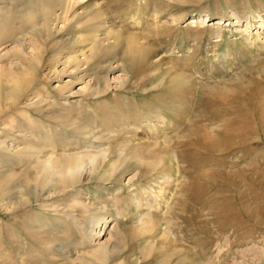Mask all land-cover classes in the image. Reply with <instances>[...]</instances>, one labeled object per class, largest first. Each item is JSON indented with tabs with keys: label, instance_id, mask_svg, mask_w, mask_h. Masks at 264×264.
Masks as SVG:
<instances>
[{
	"label": "rangeland",
	"instance_id": "1",
	"mask_svg": "<svg viewBox=\"0 0 264 264\" xmlns=\"http://www.w3.org/2000/svg\"><path fill=\"white\" fill-rule=\"evenodd\" d=\"M0 10V264H264V0ZM50 149L104 156L63 189Z\"/></svg>",
	"mask_w": 264,
	"mask_h": 264
},
{
	"label": "bare ground",
	"instance_id": "2",
	"mask_svg": "<svg viewBox=\"0 0 264 264\" xmlns=\"http://www.w3.org/2000/svg\"><path fill=\"white\" fill-rule=\"evenodd\" d=\"M41 1V3H42V6H43V10L44 11H49V9H51L52 8V6H53V4H54V2H55V0H40ZM5 9V8H4ZM3 10V9H2ZM1 11V10H0ZM4 11V10H3ZM155 12H156V9H155ZM31 15V14H30ZM30 16H28V21H29V18ZM47 16L46 17H44V19L47 21ZM236 18H237V16H236ZM6 19L5 18H3V17H1L0 18V41H1V38H2V36H3V34H4V29L6 30L7 28H5L6 26H8V24L6 25ZM190 22H193V19H191L190 20ZM189 22V23H190ZM249 23V20L247 21V24ZM263 23V21H260L259 22V25H261ZM4 36H6V35H4ZM18 38V37H17ZM256 39H259V35L257 34V36H256ZM23 40H27V38H24V39H20V40H18V39H15L14 40V46L18 49L17 50V54H19V55H21V54H23V50H24V47H25V45L26 44H24V42H23ZM259 42H261V43H263L262 41H260L259 40ZM26 43V42H25ZM2 44H5L4 42L3 43H0V47L2 46ZM264 44V43H263ZM261 46V45H260ZM263 46V45H262ZM264 47V46H263ZM260 50V49H259ZM227 56V55H226ZM215 78V77H214ZM28 80V79H27ZM17 83V82H16ZM229 85V84H228ZM219 88V87H218ZM210 89V88H209ZM251 92H252V89L251 88H247V90H245L244 92H243V94L245 95V96H247V95H251ZM223 98H225V100H226V98L227 97H230L229 95H232V93H226V94H220ZM18 97V94L16 95L15 93H13V95H12V99H16ZM222 97H220V98H222ZM232 97V96H231ZM232 98H234V97H232ZM238 102H240V101H238ZM227 103V102H226ZM228 103H237V101H233V102H228ZM0 111H1V105H0ZM257 114H256V117H255V119L257 120V123H258V125H259V127L260 128H264V115L262 114H260L261 112H259V111H257L256 112ZM191 121V120H190ZM192 122V121H191ZM225 125V124H224ZM197 127V126H196ZM196 127H194V128H196ZM198 128V127H197ZM222 129H224L223 131H224V134L226 135H224V137H227L228 136V138L229 137H231V136H234V135H242V133H244L243 132V128H242V125H241V122H240V120L238 119H236L235 121H232V122H229V124L225 127V128H222ZM200 131V130H199ZM220 133V132H219ZM211 134V133H210ZM233 134V135H232ZM217 136H219V135H217ZM214 138H218V137H216V135L215 136H213ZM221 137V136H220ZM187 138V137H186ZM206 138H208V136L206 137ZM210 138L212 139V137L210 136ZM205 139V138H204ZM203 139V140H204ZM202 140V141H203ZM210 139H208V142H210L209 141ZM213 140V139H212ZM215 141H217V140H215ZM201 142V141H200ZM214 142V141H213ZM202 143V142H201ZM211 143V142H210ZM237 143V142H236ZM211 145V144H210ZM212 146V145H211ZM5 148L7 149L8 147H6L5 146ZM51 148V147H50ZM54 148V147H53ZM52 149V148H51ZM50 149V150H51ZM53 151H55V150H53ZM53 151L51 150V152H49V156L46 158V160L45 159H43L44 160V162L46 161V166H48L49 167V164H51V167H52V172L54 173V174H56V178H58L59 180H57V181H59V183H60V188L61 187H63V189H65V188H67V187H69L70 185H69V183H71V180L72 179H75V182L77 181V180H81L80 178H81V176H83V174H87L88 175V173L90 174H92V170L95 168V166H96V164H97V160H98V158H100V156L102 155H91V153L90 152H87V154H89V155H83V156H78V155H76L77 157H73L72 156V159L70 158H67V157H70L71 155H67V157L66 156H63L64 158H65V160L67 159V161H64V163L61 161V164H60V162H58L57 164H55V162H57V161H59L58 159H57V157L56 156H54L53 154H55V153H53ZM36 154L38 153L37 151L35 152ZM38 155V154H37ZM57 155V154H56ZM103 156L104 155H102L101 156V159H103ZM60 157V156H59ZM58 157V158H59ZM61 158V157H60ZM59 158V159H60ZM85 158V159H84ZM105 158V157H104ZM62 159V158H61ZM60 159V160H61ZM98 160L99 161V163H101V161L102 160ZM86 160L88 161V163H86ZM54 161V162H53ZM63 163V164H62ZM98 163V164H99ZM43 166V165H42ZM45 166V165H44ZM43 166V167H44ZM45 166V167H46ZM53 166H54V168H53ZM43 167H42V169H43ZM48 167H46V168H48ZM51 167H50V171H49V173L51 172ZM46 168H44V169H46ZM43 169V170H44ZM11 170V169H10ZM97 170V169H96ZM45 171V170H44ZM3 173H5V172H3ZM58 176V177H57ZM51 178H52V173H50L49 175L47 174L46 175V177L44 178V181H45V185H47L48 183H50V181H52L51 180ZM51 186L50 187H55V184L54 183H52L51 182V184H50ZM32 188H31V191H30V194L29 195H32L33 197H35L36 196V185L34 184V185H32L31 186ZM49 187V188H50ZM48 188V189H49ZM56 189V188H55ZM32 196H31V198H32ZM18 199H21V198H19L18 197ZM30 200H29V198H27L26 200H25V203H27V202H29ZM18 203H20V201H17V204ZM98 244V243H97ZM107 246V245H106ZM104 244H98L95 248H92L93 250H92V252H91V255H92V257L94 256V257H97L98 259H105L107 256H109V250L107 249V247H106ZM12 260V262H10ZM10 261H8L9 263H4V264H25V262L23 261V260H21V261H17V260H14L13 261V259H11Z\"/></svg>",
	"mask_w": 264,
	"mask_h": 264
}]
</instances>
